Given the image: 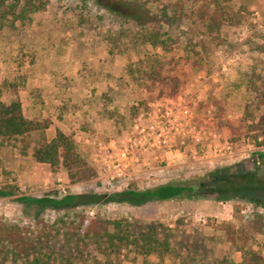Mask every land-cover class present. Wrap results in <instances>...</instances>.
<instances>
[{"label":"rangeland","instance_id":"374dc122","mask_svg":"<svg viewBox=\"0 0 264 264\" xmlns=\"http://www.w3.org/2000/svg\"><path fill=\"white\" fill-rule=\"evenodd\" d=\"M213 15L220 29L210 28ZM160 65L181 80L176 96L171 85L162 89L149 77ZM258 87L263 91L264 0H0V99L20 102L30 119L49 121L47 140L58 130L73 134L95 171L92 179L72 184L64 167L54 173L31 151L23 155L20 140H0V187L15 192L0 198V220L36 233L50 230L65 211L19 199L76 194L89 218L101 213L163 225L175 247L165 264H181L188 255L198 264H217L226 255L240 262L227 227L243 237L264 216V157L258 156L264 132L252 130L264 125ZM180 97L215 143L234 145L235 157L211 163L189 152L169 166L152 155L148 173L114 180L102 174L93 139L123 140L141 111ZM39 137L28 139L32 147ZM216 174L225 187L192 199L144 205L108 200L129 188L209 185ZM246 248L264 255V228L249 234ZM132 257L117 263L144 264Z\"/></svg>","mask_w":264,"mask_h":264},{"label":"trees","instance_id":"16d2710c","mask_svg":"<svg viewBox=\"0 0 264 264\" xmlns=\"http://www.w3.org/2000/svg\"><path fill=\"white\" fill-rule=\"evenodd\" d=\"M210 23L212 29L221 27L214 15L210 17ZM149 77L162 89L171 85L172 96H176L181 88V80L165 74L162 65L154 68ZM257 93H264V89L262 91L258 87ZM50 125L49 121L28 118L20 102L6 103L0 99V140H20L23 143V155L31 151L37 163L49 165L54 173L64 167L72 184L92 179L95 171L81 154L74 135L58 130L52 140H47L44 133ZM260 126L255 125L252 130L264 132V125ZM36 133L40 134V139L32 147L28 139ZM258 156L263 158L264 154L258 153ZM221 178L216 174L209 185L168 183L144 190L129 188L112 194L108 200L144 205L149 202L192 199L210 189L216 192L221 190L225 187L219 184ZM14 194L12 188L0 187V198ZM83 199L76 194L21 197L19 200L25 204L50 207L65 213L50 230L38 233L30 227L8 225L0 220V264H118V259H129L130 254L134 256L133 262L141 258L144 264H165V258L174 254L175 247L163 225L112 220L101 213L89 218L80 207ZM263 228L264 216L261 214L252 221L249 230L243 232V237H238L235 228L228 226V241L241 252V261L235 262L226 255L217 264H264V255L246 248L249 234L261 233ZM58 243L62 244L60 248L57 247ZM197 259L194 255H188L181 259V264H198Z\"/></svg>","mask_w":264,"mask_h":264},{"label":"built area","instance_id":"2783aa9c","mask_svg":"<svg viewBox=\"0 0 264 264\" xmlns=\"http://www.w3.org/2000/svg\"><path fill=\"white\" fill-rule=\"evenodd\" d=\"M166 103L157 102L147 112L141 111L123 140L93 139L94 161L102 174L114 180L148 173L152 155L169 166L187 158L189 152L194 159L211 163L235 157L232 143H215L211 137L216 136L208 127L195 121L189 101L180 97Z\"/></svg>","mask_w":264,"mask_h":264},{"label":"crops","instance_id":"0c3cea01","mask_svg":"<svg viewBox=\"0 0 264 264\" xmlns=\"http://www.w3.org/2000/svg\"><path fill=\"white\" fill-rule=\"evenodd\" d=\"M52 138H54V137H52Z\"/></svg>","mask_w":264,"mask_h":264}]
</instances>
